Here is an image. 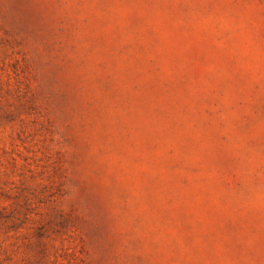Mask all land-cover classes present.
<instances>
[{"label": "rangeland", "instance_id": "374dc122", "mask_svg": "<svg viewBox=\"0 0 264 264\" xmlns=\"http://www.w3.org/2000/svg\"><path fill=\"white\" fill-rule=\"evenodd\" d=\"M0 264H264V0H0Z\"/></svg>", "mask_w": 264, "mask_h": 264}]
</instances>
